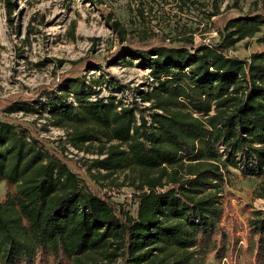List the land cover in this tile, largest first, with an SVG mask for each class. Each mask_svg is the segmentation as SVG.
Returning a JSON list of instances; mask_svg holds the SVG:
<instances>
[{
  "label": "trees",
  "instance_id": "obj_1",
  "mask_svg": "<svg viewBox=\"0 0 264 264\" xmlns=\"http://www.w3.org/2000/svg\"><path fill=\"white\" fill-rule=\"evenodd\" d=\"M91 1L124 42L110 57L122 53L151 68L155 81L139 97L148 105L135 97L131 104L116 96L90 101L81 79L67 90L45 91L42 109L67 131L66 143L87 152L100 143L102 157L91 166L106 177L124 170L140 191L137 214L97 190L77 163L32 128L17 129L19 120L9 114L30 107L25 99L36 94L0 100V182L7 186L0 199V264H113L119 258L120 264H210L213 253L223 264L242 249L248 264H264V211L246 204L241 220L230 190L238 169L243 178H260L253 192L264 197V52L240 57L229 51L264 31V0H253L248 10L234 0L228 8L235 17L219 0H174L183 12L210 4L207 16L218 31L210 45L190 31L177 38L151 27L133 33L100 0ZM139 13L146 18L142 8ZM258 40L264 42V33ZM238 231L246 233L245 248Z\"/></svg>",
  "mask_w": 264,
  "mask_h": 264
},
{
  "label": "rangeland",
  "instance_id": "obj_2",
  "mask_svg": "<svg viewBox=\"0 0 264 264\" xmlns=\"http://www.w3.org/2000/svg\"><path fill=\"white\" fill-rule=\"evenodd\" d=\"M233 1L219 0V4L229 16L235 17L238 13L228 8ZM100 2L133 33L151 27L163 29L169 38H177L182 32L190 31L194 32L197 42L204 40L208 43L218 39V31L211 27L207 16L211 9L208 3L183 12L176 7L174 0ZM252 2L240 0V5L248 10ZM139 8L145 13V19ZM263 33L238 42L229 50L230 53L249 57L254 52H264V42L258 40ZM122 44L124 42L118 40L91 0H0V100H12L21 93L36 94L25 99L30 107L9 114L19 120L15 121L17 129L24 132L26 126L32 128L49 146L77 163L81 176H85L97 190L112 197L120 207L137 214L140 191L129 185L124 170H115L106 177V170L91 166L95 158L102 157L98 154L100 143L89 145L88 152L66 143L67 131L49 121L47 111L42 109L48 96L45 91L67 90L81 79L89 86L90 101L116 96L131 104L135 97L139 105H148L139 98L140 93L150 90L152 84L141 59L122 53L116 58L110 57L113 52H120ZM97 62L102 63L101 69L95 68ZM96 82L100 85H94ZM39 87L43 89L34 91ZM82 92L80 90L79 94ZM67 98L74 101L76 95L69 93ZM231 177L235 183V187L230 189L235 193L231 202L236 215L245 221L243 211L246 204L264 211V197H255L253 192L260 178H243L238 169H232ZM6 192V183L2 181L0 199ZM237 234L245 248L246 233L238 231ZM93 256L94 259H103L100 253ZM248 257L242 249L232 259H224L223 264H248ZM120 262L121 258L113 264ZM208 262L219 264L215 253L210 255Z\"/></svg>",
  "mask_w": 264,
  "mask_h": 264
},
{
  "label": "built area",
  "instance_id": "obj_3",
  "mask_svg": "<svg viewBox=\"0 0 264 264\" xmlns=\"http://www.w3.org/2000/svg\"><path fill=\"white\" fill-rule=\"evenodd\" d=\"M209 44V43H208ZM210 45V44H209ZM146 71H147V75L149 76L150 80L152 81V83L155 81L154 78L152 76H150V71L151 68L149 67H145ZM152 88V87H151Z\"/></svg>",
  "mask_w": 264,
  "mask_h": 264
}]
</instances>
